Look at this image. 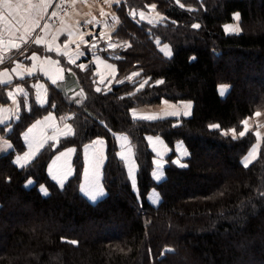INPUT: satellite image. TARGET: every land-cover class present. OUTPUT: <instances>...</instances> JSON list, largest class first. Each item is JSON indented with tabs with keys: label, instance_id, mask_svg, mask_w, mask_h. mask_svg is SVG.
I'll list each match as a JSON object with an SVG mask.
<instances>
[{
	"label": "trees",
	"instance_id": "trees-1",
	"mask_svg": "<svg viewBox=\"0 0 264 264\" xmlns=\"http://www.w3.org/2000/svg\"><path fill=\"white\" fill-rule=\"evenodd\" d=\"M144 2L156 3L166 20L152 25L124 12L119 34L130 40L121 70L141 69L146 86L132 93L127 82L101 94L84 75L71 77L85 95L74 107L75 133L24 167L15 156L39 114L22 111L13 123L14 147L0 155V264H264V139L245 167L255 135H238L242 121L264 108V0H130L129 8ZM235 13L242 29L228 33L224 26ZM157 39L170 44L171 56ZM221 84L230 86L225 96ZM163 100H190L193 111L183 118L131 117L132 107ZM115 132L134 144L138 191L117 154ZM148 134L164 137L169 159L177 140L189 150L185 165L169 163L161 181L152 176ZM97 136L107 141L106 194L91 201L79 188L82 154ZM67 146L76 147V170L61 187L47 167ZM153 188L161 194L157 205L148 198Z\"/></svg>",
	"mask_w": 264,
	"mask_h": 264
},
{
	"label": "rangeland",
	"instance_id": "rangeland-1",
	"mask_svg": "<svg viewBox=\"0 0 264 264\" xmlns=\"http://www.w3.org/2000/svg\"><path fill=\"white\" fill-rule=\"evenodd\" d=\"M175 1H178L179 3L183 4L182 1L184 0H175ZM33 3H38V0H33ZM152 5H155V8H152ZM129 7H130V0H119L118 3L117 0H107V1L72 0L69 5V8L61 17V19H56V21L48 20V16L50 15L48 12L49 7L46 12H44V10L41 9L40 15L43 16V19H40V28H36L34 32L35 33L34 36L31 35V37H26V38L31 40L34 39L35 36L38 34L44 37V42H48L49 44L51 43V45L54 47L59 46V49L63 50V52L59 50V55L61 58L60 63L64 67L65 72L66 73L70 72L72 75H76L78 78H80V74L84 75L85 79L89 82V84L91 85V89L94 92L101 94H108L113 92L115 86L123 85L128 82L130 86L134 87V90L132 92L134 93L139 89L143 88L144 86H146V84L149 82V78L144 77L142 75L141 69H135L125 73L124 71L121 70V63L126 58L123 56L122 51H125L130 46L129 45L130 40L125 39L124 36L119 34V29L123 22L124 12L130 14V16L134 17L137 21H143L142 19L144 20L146 19L149 22L147 21L144 22L150 23L152 25H156L165 21L166 16L159 9L156 3L144 2V4L137 5L136 7H134L133 10H131V8ZM191 7L192 6H190V8ZM0 12H4L5 15H8L7 11L3 8L2 4H0ZM141 12L144 14L143 18H141L140 16ZM21 14H24L23 9L21 10ZM236 14L237 13L234 14L233 22L230 25H227L228 31L232 33L233 32L235 33V31L231 29H234L237 26H239V28L242 29L240 18L239 20L235 19ZM33 15H35V12L33 13ZM9 19L11 18L9 17ZM87 21H92V22L86 23ZM13 23L15 24L14 21ZM24 23L27 24L28 21H25ZM44 24H48L50 26L49 29L42 30ZM0 28L1 29L3 28L2 22H0ZM16 28H19V31L20 29H23V27H21L20 25H16ZM23 31L18 32V36H20L23 33ZM69 31L72 32L74 35L69 37L68 35ZM4 33L9 34V32H2V34ZM14 35L17 36L16 33ZM54 36L56 37L55 40H53ZM81 36L83 37V39H81ZM156 42L158 43L162 52L165 54L163 48H161V45L169 44V43L159 44L161 43L160 39H157ZM93 45H95V47H93ZM53 51L54 53L58 54V51L56 49H54ZM34 53L36 58L30 59V57L33 56L32 53L27 55L28 59H26V56H22L20 57V60L16 59L17 61L14 62L15 65H17L18 63L21 65V67L18 68L17 70L19 74L27 73L29 69H31V72L36 71L37 73L36 75L33 76L24 77L22 79L24 81H21L19 79L13 81L14 84H18V85L22 84L23 86L21 88L24 89L23 94L22 95L20 94L18 98V102L20 103V111L18 113V116L15 119H12L10 123H7L6 125L5 124L0 125V129H3V131H0L1 137L2 138L6 137L8 140L12 142V140L9 137V134L11 130H13V123L17 120L19 115L22 114V111L27 113H32L35 111L36 114H39L36 117V119H34L23 130L22 139L25 143L26 148L24 151L16 154L18 155V157H22L30 151V147H29L30 142L34 149L36 143L41 140H44L45 139L44 137H47V133L49 131L54 136L56 133V128L61 127L60 124H63V121H65V123L70 124L73 128V133L63 138L72 136L76 130L74 124L76 112L74 107L85 99V95L83 94L81 83L79 82L74 84V86L72 85L71 87H69V90L68 89L66 90L68 92L59 91L58 89H62L61 86L63 85V82L58 84L57 83L53 84L50 80H47L46 76L42 73L43 71L41 70L42 68L41 66L43 65V63L46 62L42 50H39L38 52H34ZM64 53H66V55ZM80 53L83 54L79 55ZM13 54L14 53H12L11 55ZM72 60H75V63H72L71 62ZM81 64L85 65L86 67L84 69H81L80 67H78V65ZM37 85H42L43 87H37ZM8 87L9 84H0V102H2V104L8 102L9 99ZM97 88H99L100 91H96ZM38 93H43V97H44L43 101H45L44 103H41L40 100L38 99ZM142 105H154V104H139L136 106H142ZM131 109H130V114H131ZM256 112H260L261 115L259 117H256L254 115ZM256 112L252 116H250V118H248V128H249L248 132L254 133L255 141L251 145L248 152L244 155L243 157L244 161L245 158L249 156L254 146L259 145V147L257 148V152L254 158L249 163V165L259 157L264 139V108L259 109ZM48 117H51V119H46ZM131 117L133 118L132 114ZM38 121L40 122L39 124L37 123ZM34 125L35 127H33ZM28 128L33 130L29 132ZM25 132L29 136L28 143L24 140ZM256 132H259L261 134L259 139L256 136ZM153 135H159V134H153ZM32 137H34V139H32ZM97 137H103V136H97ZM61 139H59L58 141L47 140L44 143L43 148H41L39 152L46 147L50 148L49 145L50 143H53L54 144L53 146H55ZM131 143H132V139H131ZM132 147L135 156V147L133 143H132ZM63 149L59 151H62ZM39 152H37L35 156ZM4 153H1L0 155ZM55 154L52 156V158L55 156ZM75 154H76V147H75ZM75 154L73 157L74 173L67 179V181L75 174V170H76V166L74 164ZM82 155H83V159H82L83 167H82V174H81L80 187H79L80 191H81L82 177L84 176L83 175L84 154ZM35 156L32 158H35ZM52 158L50 159V161L52 160ZM135 160H136V156H135ZM91 163L94 164V166H96L97 158H94L91 161ZM136 163L138 164L137 160ZM92 172L95 174V171L93 169ZM30 182H29L30 184L33 183V181ZM39 188L42 193L45 194L44 190H46L48 193V189L44 184L40 185Z\"/></svg>",
	"mask_w": 264,
	"mask_h": 264
},
{
	"label": "crops",
	"instance_id": "crops-1",
	"mask_svg": "<svg viewBox=\"0 0 264 264\" xmlns=\"http://www.w3.org/2000/svg\"><path fill=\"white\" fill-rule=\"evenodd\" d=\"M107 1V0H105ZM143 21H147L146 19H142ZM149 22V21H147ZM231 23L226 24L225 30L228 33H232L228 31L227 25H230ZM1 29V28H0ZM23 31V29H20V31H15L16 35L12 34H2V39L4 41V44H8L7 48H4L3 45H0V54H6V60L4 64H0V72H3L5 69L8 70V77H4V79H7L10 77L11 83L8 87V92H13L15 95V103L13 102V99L8 96V102L5 104H2L0 102V125H6L7 123H10L12 119H15L18 116V113L20 111V103L18 102L19 95L23 94L18 91V88H21L23 85L14 84V80H22L26 76H33L36 75V71L32 72L31 75L27 73L19 74L16 71H12V69L16 68L15 61L18 59L20 60V57L26 56V59H28L27 55L32 54L34 52H38L39 50H42L43 56L46 60L45 63L41 66L42 73L46 76L47 80H50L51 82L53 80L56 81V83H62L61 86L62 90L65 92L67 89L69 90V87L72 86V84L69 82L70 78L73 77V79H76V75H72L70 72L66 73L64 67L60 63V55L54 53V49L60 50L63 52V50L59 49V46H52L51 43L43 42L40 45H36L32 42L33 39L29 40L27 44H23L22 41L18 39V32ZM234 33V32H233ZM237 33V32H235ZM32 35L34 36L35 33L33 32ZM14 41L16 43H20L22 46L19 50L11 48L9 42ZM167 46V47H165ZM51 47V51H48L47 49ZM161 48H163L165 54L167 56L172 55V47L169 44H163L161 45ZM14 53L13 55H11ZM170 53V54H169ZM17 59V60H16ZM24 64V63H23ZM25 65V64H24ZM31 65V64H30ZM33 65V63H32ZM54 70V71H53ZM22 77V78H21ZM65 81V82H64ZM43 85V84H42ZM74 86V85H73ZM222 86L225 88L224 94L222 96H225L227 92L229 91L230 86L228 84H221L219 87V91L221 94V88ZM11 90V91H10ZM39 100H44L43 93H38ZM190 105V107H187ZM194 103L190 100H182V101H169V100H163L158 104L154 105H142V106H136L131 109V114L134 119H142V120H159L163 118L168 117H175V118H183L191 115L193 111ZM185 113H188L187 115ZM135 114V115H134ZM144 116H156L158 118L156 119H143ZM250 118V117H248ZM247 118V120H248ZM61 127L56 128V133L53 136L51 132L49 131L47 133V137H52L53 139L48 140H59L65 136L71 135L73 133V128L70 124L65 123L63 121V124H60ZM68 126H71V133L68 135H64L65 132L68 130ZM29 129V128H28ZM27 129V130H28ZM27 132V131H26ZM25 132V133H26ZM24 133V140L28 143L29 136L27 133ZM27 136V139H26ZM122 137H126V139H122ZM149 137H151V141L149 140ZM46 138V137H44ZM147 141L149 144V147L154 153V166L152 170V176L156 181H161L165 178V168L169 163H174L176 165H185V159L189 156V150L186 146L185 142L180 139L175 142L174 146V152L175 155L169 159L170 153L172 152V148L168 145L166 140L160 136V135H147ZM34 139V137H32ZM115 139L118 146L117 154L118 156L123 160L125 163V167L128 173V176L130 178V181L132 183L133 188L138 191V164L136 163L135 156H134V150L132 147L131 139L129 135L125 132H117L115 133ZM10 145V147H9ZM13 144L10 140H8L6 137H1L0 135V154L6 153L13 148ZM68 149H74L75 147L69 146L62 151H59L55 154V156L52 158V160L48 163L47 171L49 176L56 181L60 185V179L64 178V173L69 171L70 168V174L64 178V184H66L67 179L74 173V166H73V157L75 154V151L72 152L68 156L61 157L59 160H57V157L60 156L61 153L67 152ZM93 149V150H91ZM84 154V172L81 182V192L91 201H97L100 198H102L106 194V188L103 181V175H104V167L105 163L107 161V141L103 137H97L91 142L87 143L84 146L83 149ZM18 155L15 156V161ZM97 158V164L94 166V164L91 163V161ZM34 158H31L30 161H32ZM55 161V163H54ZM177 161L179 163H177ZM244 162V159H243ZM92 169L95 171V174L92 172ZM131 169V174L130 170ZM87 173V175H86ZM55 176V178H54ZM159 176V179L157 177ZM134 177V179H133ZM91 185H94L97 189L103 190V195H100L97 197L96 200H92L90 195L88 194L90 190ZM61 186V185H60ZM82 189H84L82 191ZM148 198L150 202L154 205L159 204L161 201V194L156 190V188L151 189V191L148 194Z\"/></svg>",
	"mask_w": 264,
	"mask_h": 264
},
{
	"label": "snow or ice",
	"instance_id": "snow-or-ice-1",
	"mask_svg": "<svg viewBox=\"0 0 264 264\" xmlns=\"http://www.w3.org/2000/svg\"><path fill=\"white\" fill-rule=\"evenodd\" d=\"M119 2V0H117V3ZM0 4H2L3 8L7 11L8 15H5L4 12H0V22H2L3 24V28L0 29V33L2 32H9L12 35L15 34V31H19V28H16V25H20L21 27H23L24 31L23 33L18 37V39L20 41L23 42V44H27L28 43V39L26 37H31L32 33L35 32L36 28H40V19H43V16L40 15V10L43 9L44 12L47 11L48 7L51 6V0H38V3H33V0H0ZM152 8H155V5H152ZM23 9V13L21 14V10ZM35 12V15H33V13ZM52 16H56L57 13L54 11L51 14ZM143 13H140L141 18H143ZM9 17L11 19H9ZM38 17V18H37ZM240 16L239 13H237L235 15V19L239 20ZM13 21L15 22V24L13 23ZM25 21H28V23H24ZM92 21H87L86 23H91ZM49 25L48 24H44L43 29H49ZM193 27H199V25H193ZM235 32H239L241 29L239 28V26H237L234 29H231ZM69 37H71L72 35H74L72 32H68ZM56 37H53V40H55ZM81 39H83V37L81 36ZM32 42L36 45H40L44 42V37L40 36V35H36L35 38L32 40ZM10 47L19 50L21 48V44L20 43H16L14 41H10L9 42ZM0 45H3L4 48L8 47V44H4V41L2 39V35H0ZM93 47H95V45H93ZM167 47V46H165ZM48 51H51V47H49L47 49ZM58 54H59V50ZM66 55V53H64ZM83 53H80L79 55H82ZM170 54V53H169ZM6 54H0V64H4L5 60H6ZM31 58H36L35 53H33V56L30 57ZM72 63H75V60L71 61ZM21 65L18 63L16 65L15 69H12V71H16L18 68H20ZM78 67H80L81 69H84L86 66L81 64L78 65ZM110 67V66H109ZM28 74L31 75V69L28 70ZM4 77H8V70L5 69L3 72H0V84H10L11 83V79L10 77L7 79H4ZM22 78V77H21ZM53 84L56 83L55 80L52 81ZM146 83V82H145ZM157 83H162V81H158ZM37 87H43L42 85H37ZM142 87V86H141ZM18 91L23 93L24 89L23 88H18ZM96 91H100L99 88L96 89ZM225 88L222 86L221 88V95L224 94ZM8 96L11 97L13 99V102L15 103V95L13 92H9ZM39 99V96H38ZM41 103H44L45 101L41 100ZM54 107V105H53ZM187 107H190V105H188ZM186 115L188 113H185ZM135 115V114H134ZM256 117H259L261 115L260 112H256L254 114ZM143 119H156L158 117L156 116H144L142 117ZM46 119H51V117H48ZM2 122V121H0ZM38 124L40 123L39 121L37 122ZM243 125H244V130L239 132V137H244L246 135V133L249 131L248 128V120L245 119L244 121H242ZM35 127V125L33 126ZM210 127L212 128H218V125H211ZM33 129H29V132H31ZM0 131H3V129H0ZM71 126H68V130L67 132L64 133V135H68L71 133ZM233 133V139L237 138L235 129L232 130ZM260 133L256 132V136L259 139L260 138ZM27 139V136H26ZM48 139H53L52 137H46L44 140H41L39 142L36 143L35 148L33 149L32 144L30 142V151L28 153H26L24 156L22 157H18L16 160V163L19 164L21 167H24L32 157L35 156V154L37 152H39V150L41 148H43L44 143L48 140ZM122 139H126V137H122ZM151 137H149V140L151 141ZM10 147V145H9ZM259 147V145H256L252 148L251 153L249 154V156H247L245 158L244 161V166L248 167L249 163L251 162V160L254 158L256 152H257V148ZM74 149H68L67 152L61 153L60 156L57 157V160H59L61 157L64 156H68L70 155L72 152H74ZM23 162V163H22ZM55 163V161H54ZM177 163H179L177 161ZM184 166V165H181ZM130 174H131V169L129 170ZM70 174V168L68 172L64 173V178H66L68 175ZM87 175V173H86ZM55 178V176H54ZM64 178L60 179V185L61 187H63L64 184ZM134 179V177H133ZM157 179H159V176L157 177ZM31 183V182H30ZM90 188L92 190L89 191V195L91 197L92 200H96L98 196L103 195V190L102 189H97L94 185H91ZM84 189H82L83 191ZM45 191V194H47V191ZM72 244H76V241H71Z\"/></svg>",
	"mask_w": 264,
	"mask_h": 264
},
{
	"label": "built area",
	"instance_id": "built-area-1",
	"mask_svg": "<svg viewBox=\"0 0 264 264\" xmlns=\"http://www.w3.org/2000/svg\"><path fill=\"white\" fill-rule=\"evenodd\" d=\"M72 0H51V6L48 9L49 16L48 20L50 21H56V19H61V17L64 15V13L69 8V5ZM56 12V16H52V12Z\"/></svg>",
	"mask_w": 264,
	"mask_h": 264
}]
</instances>
